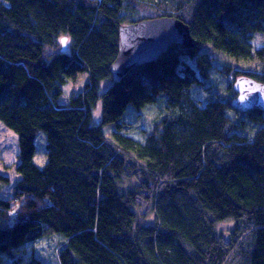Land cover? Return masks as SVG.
Wrapping results in <instances>:
<instances>
[{
    "label": "trees",
    "instance_id": "obj_1",
    "mask_svg": "<svg viewBox=\"0 0 264 264\" xmlns=\"http://www.w3.org/2000/svg\"><path fill=\"white\" fill-rule=\"evenodd\" d=\"M162 16L187 23L196 47L172 43L113 80L118 26ZM258 32L264 0H0V121L17 134L19 175L3 197L9 177L0 173V254L57 232L66 237L59 264H264V111L231 106L236 77L264 82ZM212 50L262 66L218 65ZM213 69L231 76L230 93L202 103L189 89H209ZM80 73L84 88L59 102ZM162 94L168 112L151 133L138 140L120 131L129 105ZM109 123L117 129L108 137ZM39 131L42 166L34 161ZM122 178L139 181L123 188ZM151 201L155 222L142 224L135 207ZM220 222L233 228L221 234ZM10 264L44 263L31 255Z\"/></svg>",
    "mask_w": 264,
    "mask_h": 264
},
{
    "label": "rangeland",
    "instance_id": "obj_2",
    "mask_svg": "<svg viewBox=\"0 0 264 264\" xmlns=\"http://www.w3.org/2000/svg\"><path fill=\"white\" fill-rule=\"evenodd\" d=\"M147 5L148 4L146 2H141L139 4L138 12L147 13L149 11V7ZM148 14L152 13L149 12ZM137 17L138 15H135L133 19ZM262 34V32L256 33L253 39L254 51L256 50V48L264 46V34L263 36ZM65 44L66 46H68L67 42H65ZM211 52L213 56H215L218 65L224 63L234 68H237L238 66H242V68H248L249 65L254 66V68L257 69L262 66L258 58H254L253 60H242L236 59L235 57L226 55L217 50H212ZM228 78H231V76H228ZM228 78L225 74L213 69L211 70L209 78L207 79L206 86H208L209 89H205L199 84H193L191 85L189 90L191 92V95L195 99L201 100L202 103L210 99L211 92L216 93L214 97L225 100L230 93V89L228 88ZM86 81V73H80L79 75H77V77L69 79L63 85L62 93L58 101L61 103L68 102L71 94L77 93L84 88ZM109 84L110 81H105L101 85V89H104ZM100 112L101 106L99 101L93 112V123H99V121H94V118L98 117L97 120H100ZM167 112L168 110L166 108V98L164 94L160 95L157 98L156 102L149 103L141 108L129 105L127 110L119 119V121L122 122V128L120 129V131L124 135L132 136L138 140H143L147 134L153 131L156 122L160 120L162 116L166 115ZM116 129L117 125L115 123L102 125V131L108 137L111 136L112 132ZM17 139V134L0 121V173L8 175L9 177V183L1 184V196L3 197L11 196L12 184L19 178V175L14 169L15 164L17 163L18 154ZM45 142V134L39 131L36 135V153L34 156V161L39 166H42L46 161L44 150ZM121 180L122 181H120L119 184L123 188H132L139 181L138 178H122ZM153 208L154 206L152 201L144 205L136 206L135 211L137 214V220L142 223L152 224L154 222ZM7 218L11 220L13 216H9ZM3 224H5V222L2 220V215L0 214V225ZM232 227V222H220L217 224L218 232H220L221 234H227L232 229ZM65 242L66 237L63 234L53 232L49 235L40 237L35 242H29L22 247L16 248L12 252L13 256H9L5 253L0 254V264H10L13 258L16 257H21L22 260H26L31 255L41 260V262L44 264H59L58 252L60 248L65 244Z\"/></svg>",
    "mask_w": 264,
    "mask_h": 264
},
{
    "label": "water",
    "instance_id": "obj_3",
    "mask_svg": "<svg viewBox=\"0 0 264 264\" xmlns=\"http://www.w3.org/2000/svg\"><path fill=\"white\" fill-rule=\"evenodd\" d=\"M66 39H60V51L66 50ZM172 43L187 49L196 47L187 23L174 16L144 18L118 26L117 53L110 64L113 80L120 79L132 68L155 61ZM236 92L231 106L238 112L252 109L264 111V82L247 75H240L232 82Z\"/></svg>",
    "mask_w": 264,
    "mask_h": 264
},
{
    "label": "bare ground",
    "instance_id": "obj_4",
    "mask_svg": "<svg viewBox=\"0 0 264 264\" xmlns=\"http://www.w3.org/2000/svg\"><path fill=\"white\" fill-rule=\"evenodd\" d=\"M233 91H234V90H233ZM234 92H235V91H234ZM235 96H236V92H235L233 98H235ZM233 98H232V99H233ZM153 206H154V204H153ZM155 218H156V215H155V211H154V222H155ZM154 222H153L152 224H154ZM141 223H142V222H141ZM232 223H233V222H232ZM142 224L149 225L148 223H142ZM232 228H233V227H232ZM241 238H242V237H241ZM241 238L237 241L236 244H238V243L240 242Z\"/></svg>",
    "mask_w": 264,
    "mask_h": 264
}]
</instances>
